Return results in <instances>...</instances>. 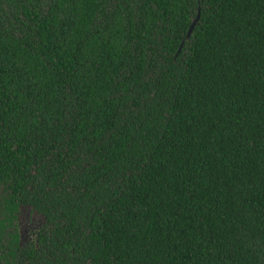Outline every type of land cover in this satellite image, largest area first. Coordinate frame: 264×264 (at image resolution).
Returning <instances> with one entry per match:
<instances>
[{
    "label": "trees",
    "instance_id": "obj_1",
    "mask_svg": "<svg viewBox=\"0 0 264 264\" xmlns=\"http://www.w3.org/2000/svg\"><path fill=\"white\" fill-rule=\"evenodd\" d=\"M0 264H264V0H0Z\"/></svg>",
    "mask_w": 264,
    "mask_h": 264
},
{
    "label": "rangeland",
    "instance_id": "obj_2",
    "mask_svg": "<svg viewBox=\"0 0 264 264\" xmlns=\"http://www.w3.org/2000/svg\"><path fill=\"white\" fill-rule=\"evenodd\" d=\"M42 223L39 215L33 212L29 207L22 206L18 216V225L21 235V243H26L34 238V234Z\"/></svg>",
    "mask_w": 264,
    "mask_h": 264
},
{
    "label": "water",
    "instance_id": "obj_3",
    "mask_svg": "<svg viewBox=\"0 0 264 264\" xmlns=\"http://www.w3.org/2000/svg\"><path fill=\"white\" fill-rule=\"evenodd\" d=\"M197 19H198V15H197V17H195V19H193L191 25L189 26V29H188L187 34H186V38L189 37V35H190V33H191V31H192V29H193V27H194V25H195ZM181 45H182V44H181ZM21 207H22V206H20V208H21Z\"/></svg>",
    "mask_w": 264,
    "mask_h": 264
}]
</instances>
